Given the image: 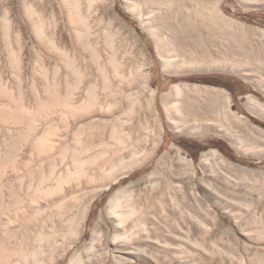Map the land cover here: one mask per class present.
Wrapping results in <instances>:
<instances>
[{"label":"rangeland","instance_id":"374dc122","mask_svg":"<svg viewBox=\"0 0 264 264\" xmlns=\"http://www.w3.org/2000/svg\"><path fill=\"white\" fill-rule=\"evenodd\" d=\"M0 264H264V0H0Z\"/></svg>","mask_w":264,"mask_h":264},{"label":"bare ground","instance_id":"6f19581e","mask_svg":"<svg viewBox=\"0 0 264 264\" xmlns=\"http://www.w3.org/2000/svg\"><path fill=\"white\" fill-rule=\"evenodd\" d=\"M175 91H179L178 90V87H175V89H174ZM227 103L228 104H230V100H229V98L227 99ZM123 150V149H122ZM139 165V164H138ZM131 167V166H130ZM118 200V199H117ZM121 200V199H120ZM115 203L113 204V203H111L109 206H110V208L112 209V211L111 212H114V213H116L117 212V210H116V208H117V206H119L118 204H116V201H114ZM119 201H117V203H118ZM121 202H122V200H121ZM113 205V206H112ZM121 205V204H120ZM120 213V212H119ZM118 213V214H119ZM117 214V213H116ZM125 215V214H124ZM116 216H118V215H116ZM122 216V215H121ZM120 222H118V227H121L122 226V223H121V220H119ZM119 238H121V237H119ZM122 238H125V239H130V238H127L126 236H122ZM124 239V240H125Z\"/></svg>","mask_w":264,"mask_h":264},{"label":"trees","instance_id":"16d2710c","mask_svg":"<svg viewBox=\"0 0 264 264\" xmlns=\"http://www.w3.org/2000/svg\"><path fill=\"white\" fill-rule=\"evenodd\" d=\"M219 142V141H218ZM219 146H220V144H219Z\"/></svg>","mask_w":264,"mask_h":264}]
</instances>
